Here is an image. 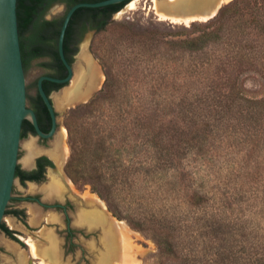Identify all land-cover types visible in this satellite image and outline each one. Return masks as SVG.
I'll use <instances>...</instances> for the list:
<instances>
[{"label": "rangeland", "instance_id": "rangeland-1", "mask_svg": "<svg viewBox=\"0 0 264 264\" xmlns=\"http://www.w3.org/2000/svg\"><path fill=\"white\" fill-rule=\"evenodd\" d=\"M155 1L159 5L165 4V0H136L133 6L127 7L128 2L111 17L110 31H94L87 36L91 30H85L71 55L73 77L64 87L50 93L58 121L50 141L54 142L57 136L61 139L60 145L67 147L62 169L70 178L72 192L86 201L83 206L79 199L75 200L76 211L85 209L91 213L88 224L91 227L77 229L72 237L74 245L67 247L64 245L63 222L48 220L52 217L51 208L41 213L38 207L35 212L29 203L15 202L24 211L23 219L14 226L16 233L27 243L31 242L38 256L31 251L29 254V244H14L0 230V264H26L28 259L32 264H112L115 260L113 245L121 238L129 246L131 264H157L159 248L153 231L135 227L131 218L146 222L197 218L201 223L204 217L212 218L208 214H214L228 224L226 242L222 246H230L238 264H247L250 257H262L264 264V0L222 2L219 11L234 3L233 10L222 18L228 32L224 30L219 42L208 45L196 55L177 53L176 62L167 67V44L163 43L152 49L148 60L126 68L123 59L127 58L129 50H123V43L115 49L116 60L111 58L112 45L118 36L115 23H125L140 32L162 33L167 39V31L188 33L192 24L202 29L204 22L214 20L219 13L206 21L170 19L173 22H169L168 18L157 15ZM64 12L63 4H54L44 17H61ZM85 40L86 49L80 50V44ZM108 55L110 59H107ZM86 57L99 68L98 78L92 83L83 80L85 89L82 88L79 95L64 99V88L84 71ZM48 61V57L33 59L24 72L28 106L29 97L36 93L37 78L49 69L43 64ZM109 66L115 75L113 83L118 88L112 98L103 94L107 78L105 69ZM197 69L207 75L217 72L218 76L220 73L231 78L236 85L235 89H230L235 100L230 98L227 101H232L230 108L219 107L216 113L213 106L216 102L207 100L192 104L194 117L198 112L211 114V117L225 115L223 122H227V131L210 135L206 144L199 143L201 140L198 139L195 145L187 146L184 140L196 134H167V128L175 132L181 126V110L188 106L167 105V72L179 75ZM218 76L215 77L217 83ZM203 87L200 83L190 86L196 90ZM94 88L96 90L85 102L68 104ZM207 88L210 87L204 92ZM185 89L186 86L182 92ZM213 89L214 95L210 94L219 96L224 103V95H227L224 85L219 84ZM95 97L98 100L87 106ZM260 100V103L254 102ZM208 104L209 107H204ZM126 115L143 124L132 123L129 134L112 132L113 124L119 123L121 127ZM63 129L65 136L61 138ZM29 140L24 137L20 141L17 163L22 166L26 157L22 150ZM75 146L83 149L76 162L80 173L71 172L69 167ZM168 152L177 154L172 163L167 161ZM27 194L35 193L29 186L23 189L14 179L11 195ZM89 194L102 203L107 219L100 208L85 197ZM43 198L41 195L40 199L46 201ZM196 201H200L207 214L198 206H192ZM12 204L9 202L8 208ZM34 218H37L36 222ZM9 219L10 216L4 214L5 224H9ZM116 220L126 224L127 234H119L109 223ZM75 221L74 218L71 223ZM47 234L51 235L52 241L47 240ZM54 244L59 255L47 250L50 247L52 250Z\"/></svg>", "mask_w": 264, "mask_h": 264}, {"label": "trees", "instance_id": "trees-1", "mask_svg": "<svg viewBox=\"0 0 264 264\" xmlns=\"http://www.w3.org/2000/svg\"><path fill=\"white\" fill-rule=\"evenodd\" d=\"M95 1L100 0H16L17 25L24 72L31 60L48 57L49 61L43 64L49 68H54L58 74L57 76H65L66 68L60 60L57 51L58 34L64 14L76 3ZM59 3L65 6L64 14L61 17L46 19L44 15L47 10L54 4ZM124 5L125 1L101 7H79L73 12L66 27L63 42L64 54L69 63H71V55L75 49L76 42L84 31L87 29L94 30L97 33L110 31L111 17ZM233 8L234 3L222 7L214 20L204 22L202 29L198 28L200 26L192 24V29L188 33L184 32V30L167 31V39H165V34L163 35L162 33L140 32L133 30L125 23H115V31H117L118 36L112 45L113 50L111 53L113 54L111 58H115L116 60L115 49L123 43L125 46L123 50H129L127 58L123 59L126 68L133 64L139 65L148 60V57L151 55L150 53L153 51L152 49L164 43L167 44V67H169L170 63L175 61L177 53L187 54L188 56L196 55L208 45L216 41L219 42V39L224 35V30L228 32L229 29L222 22V18L224 15H228ZM122 53L124 54V52ZM107 59H110V55L107 56ZM202 66H204L203 63ZM105 71L107 78L105 81V93L103 94L112 98L118 90L113 83L115 75L112 74L110 66ZM216 76H218L217 72L214 75H207L202 69L179 75L167 72V105L173 103L181 106L184 104L188 105L187 107L184 106L181 110L182 116L179 117L182 121L181 126L175 132L167 128V134H196L184 140L187 146H193L195 143H198V139L201 140L199 143L206 144L210 135L221 134L227 131V126H225L227 122H223L225 115H214L211 117V114L198 112L195 117L193 116L195 109L192 108V104L196 102L204 103L207 100L216 102L217 104L213 105L216 107L214 109L216 113L219 107L226 110L230 108V104L235 100V96H232L230 92L231 88L235 89V82L225 74L220 73L218 83L224 85L227 95H224V103L219 96H213V88L219 86L216 82ZM198 83L205 87L200 88V90L190 88L191 85ZM42 86L48 95L51 89L50 82L43 80ZM54 86L55 89H58L61 87V84H54ZM184 86L187 87V90L185 89L182 92ZM206 87L210 88H207L206 92H204ZM230 98L232 101L228 103L227 101ZM97 100V97H95L87 106L94 104ZM254 102L260 103L262 100ZM29 106L33 108L38 116L43 115V113L48 115L37 88L36 93L29 97ZM204 107H209V104L204 105ZM132 123L140 126L142 122H135L126 115L122 119L121 127L119 123H114L111 130L115 133L123 131L125 134H129V128ZM249 125L251 126V124ZM197 134L204 135L200 137ZM226 134H231V132ZM72 154L73 158L69 163V167L72 168L71 172L80 173L81 171L76 169V162L78 161V157H81L83 154L82 147H73ZM168 154L167 161L169 163L176 160L177 154L173 152H168ZM199 203L200 201L192 202V206H198L203 211L204 209L201 208ZM203 212L207 214L205 211ZM208 216L212 218L205 219L204 217V221L201 223L200 219L197 218L179 220L178 222H174L170 218L158 222L150 220L146 222L144 219L139 220L136 218H131V221L135 227L141 230L153 231L154 239L159 248V255L157 256L159 261L157 264H238L237 257H234L230 246H222L226 242L228 233L226 226L228 224L224 219L218 218L214 214H208ZM0 229L7 231L3 222L0 223ZM247 264H263V259L262 257H250Z\"/></svg>", "mask_w": 264, "mask_h": 264}, {"label": "water", "instance_id": "water-1", "mask_svg": "<svg viewBox=\"0 0 264 264\" xmlns=\"http://www.w3.org/2000/svg\"><path fill=\"white\" fill-rule=\"evenodd\" d=\"M123 1H125L126 5L131 0L79 2L72 5L65 12L58 34L57 51L60 60L66 68V75L62 78L41 76L38 78L36 84L38 94L50 115L52 124L50 131L44 133L38 127L35 112L27 105L25 73L22 64L17 25L16 0H0V223L3 220L7 204L11 198L23 121H29L37 133L43 137H48L55 132L57 111L50 95L45 93L42 81L44 79L54 81L61 84L60 88H62L73 77L74 70L72 62L69 63L67 61L63 50L65 30L73 12L79 7H101ZM222 4L220 3L215 11H213L214 6H212L211 9H193V12L207 14V18L203 20L206 21L217 14ZM188 14L192 13H187L185 16ZM167 20L173 22L170 19ZM193 21L196 20H192L191 22ZM198 21L201 20L199 19ZM93 32L90 31L87 36H90ZM86 45L87 40L80 44V50L86 49ZM95 90L96 88L84 95L81 99L77 100V98H74L68 104L73 106L85 102ZM26 264H32V260L28 259Z\"/></svg>", "mask_w": 264, "mask_h": 264}, {"label": "flooded vegetation", "instance_id": "flooded-vegetation-1", "mask_svg": "<svg viewBox=\"0 0 264 264\" xmlns=\"http://www.w3.org/2000/svg\"><path fill=\"white\" fill-rule=\"evenodd\" d=\"M57 75L58 74L54 68H46L39 77H64H60ZM44 80L50 82L51 89L48 95H50V93H52L53 91L60 89H55L54 86V84L59 83L48 79ZM48 115L46 113H43V115L40 116L36 114L38 127L44 133H48L52 127L51 118L50 115L49 117ZM57 128L58 121L56 122L55 132ZM55 132L48 137H43L37 133V131L29 121L24 120V122L22 123L20 141L24 137H29L30 140L22 150V152L26 153V157L24 159L23 166L17 163L14 179H17L19 185L23 187V189L25 186H29L30 190L35 194H27L24 196L11 195L9 202L14 204L9 205V208L7 204V211L5 212V214H8L10 216L9 220L11 221V224H5V222L2 220L7 228V231L3 229L0 230L4 232V237H7V239L14 244L21 243L25 246H28L27 241L19 237V235L16 233L17 230L14 227L15 225H17V222H19L20 219H23L24 216L23 209L20 208L17 203H15L20 200L22 202L29 203L35 212L36 207L40 209L41 213H44L47 208H51L53 210V212H51L52 217L48 220L60 219L63 222V224L65 225L64 245H67V247H71L72 245H74L72 237L77 229L83 230L87 229L88 226L91 227L90 225H88L90 222L89 215L91 213H89V211L85 209H82L78 213L76 211V207L78 206V204L75 202V200L79 199L82 202L83 206H86V201L82 196L72 192V189L70 187V178L67 177L65 171L62 169V165H64V152L62 147L59 145V138L56 136V140L54 142L50 141L54 137ZM19 154L20 146L18 150V156ZM41 195H44L43 199H45L46 201H42L40 199ZM74 218L76 219V221L74 223H71L72 219ZM36 219L37 218H34L33 221L36 222ZM49 234H47V240H49L50 242L52 241L50 240L52 238ZM47 250L48 252L51 251V253L53 254L54 252H56L58 255L60 254L57 252L58 250L57 248H55V244L52 250L51 247ZM27 251L30 254L29 248H27Z\"/></svg>", "mask_w": 264, "mask_h": 264}, {"label": "bare ground", "instance_id": "bare-ground-1", "mask_svg": "<svg viewBox=\"0 0 264 264\" xmlns=\"http://www.w3.org/2000/svg\"><path fill=\"white\" fill-rule=\"evenodd\" d=\"M224 1H226V0H165V4H163V5H159L155 1L154 8H155L156 13L159 17L168 18V19H171L173 21H179V20L188 21V20H195V19L203 20V19L207 18V14H198L196 12H193V9H198V8H200V9L210 8L211 9V7L214 6L213 11H215V9L218 7V5ZM135 2H136V0H131L128 3L127 7L133 6L135 4ZM187 13H192V14H188L185 16V14H187ZM84 62L86 64L84 71L81 72V74H79L78 77L75 76L73 78V80L71 81V84L68 87L64 88L63 95H62L64 99H68L71 95H73V96L79 95L81 93V89L83 87L84 81L88 82V83H92L98 78L99 68L97 66H95L94 63L87 57L84 58ZM84 86H86V85H84ZM83 89H85V88H83ZM89 89H90V86H89ZM84 92H86V90ZM61 133L62 134H60V135L58 134V135H59V137L63 138L65 136V130L63 129ZM60 144H61V139L59 140V145ZM62 148H63L64 154L67 153V149H66L67 147L64 146ZM61 156H62V154H61ZM85 197H87V199L89 201H91L97 208H100L102 214H104L103 216H105V219H107V216H106L107 214H105V212H104V206L99 201V199L95 198V196L92 194H89L88 196H85ZM9 223L11 224V221H9ZM109 223H111V225L113 224L115 226L116 232H118L119 234H122L123 232L125 234L128 233V229L125 226L126 224L124 225L122 222L117 221V220L116 221H109ZM28 244L30 245L31 253L33 255L38 256V252L33 247L31 242ZM113 246L114 247L112 249V254H113V257L115 258V260L112 261V264H131V261H132L131 256L132 255H130V253H129V246L127 247V242L123 238H121L120 241L117 244H114Z\"/></svg>", "mask_w": 264, "mask_h": 264}]
</instances>
